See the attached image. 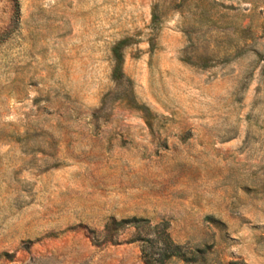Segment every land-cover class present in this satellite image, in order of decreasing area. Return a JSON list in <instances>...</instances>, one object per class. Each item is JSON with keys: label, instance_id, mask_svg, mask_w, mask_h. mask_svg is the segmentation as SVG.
<instances>
[{"label": "rangeland", "instance_id": "374dc122", "mask_svg": "<svg viewBox=\"0 0 264 264\" xmlns=\"http://www.w3.org/2000/svg\"><path fill=\"white\" fill-rule=\"evenodd\" d=\"M142 248L264 264V0H0V264Z\"/></svg>", "mask_w": 264, "mask_h": 264}, {"label": "trees", "instance_id": "16d2710c", "mask_svg": "<svg viewBox=\"0 0 264 264\" xmlns=\"http://www.w3.org/2000/svg\"><path fill=\"white\" fill-rule=\"evenodd\" d=\"M126 45H127V40H121L118 43H116L112 47V50H111L113 60H114V65H113L111 76H112V79L115 81H120L123 79V73H122L123 56H122L121 51ZM134 221H137V220H134ZM136 229H138V228H136ZM138 241L144 242V243L150 245V247H152L157 242V239L139 238ZM160 243L164 246V250L162 253V257L164 260L170 261L173 258H180V259H183V261H187L185 254L180 251V249L178 248L177 245L173 244L168 239V236L165 237V240H163ZM154 254H155L154 252H150V254H148L145 251V249L142 248V255H143L144 263L145 264H152L151 262L155 261V260H151L150 257H151V255H154Z\"/></svg>", "mask_w": 264, "mask_h": 264}]
</instances>
